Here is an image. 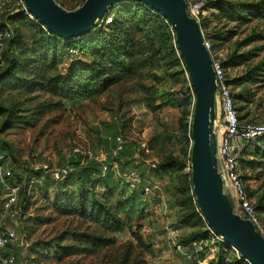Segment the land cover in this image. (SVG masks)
Segmentation results:
<instances>
[{"label": "rangeland", "instance_id": "obj_1", "mask_svg": "<svg viewBox=\"0 0 264 264\" xmlns=\"http://www.w3.org/2000/svg\"><path fill=\"white\" fill-rule=\"evenodd\" d=\"M57 1L66 9H72L80 2ZM208 1H214L216 4L219 0ZM9 9L10 5L0 7V24L5 23ZM100 23L101 21L97 22L92 35H97L100 29L106 32L107 28ZM11 26L9 25V29L13 27ZM205 33L211 42L215 34H222V40L215 41L218 44L216 49L219 60H228V56L234 51L237 54L249 52V61L230 69L227 74L231 78H240L247 74L249 69L259 74L258 81H251L247 85L251 103L247 104L246 120L264 122V21L252 20L238 25L235 22L219 20L217 11L213 9L210 11ZM253 33L261 37L249 45L236 48L237 43ZM26 45L29 47L30 43L27 42ZM159 56L132 80L117 83L90 100L65 101L60 108L45 110L43 113H40L41 105L52 101L49 96L41 93L26 95L9 88L0 91V106L4 109L15 106L18 109L17 114L24 116L19 127L0 130V141L6 145L7 153L12 156L9 157V166L11 165L22 178L23 183L19 187L25 185L26 177L31 175L33 170H40L43 165L50 169L70 167V175L65 183L45 178L39 184L36 179L28 177V192L25 197L19 196L16 218H7L4 222L10 227L16 224L18 231L22 233L27 264H130L133 260L142 264H207L216 259L218 252L228 259L232 256L238 257L239 254L223 243L207 226L204 229L208 232L209 240L196 242L200 243V246L195 252L192 245L191 248L184 246L185 252H193L192 258L177 252L175 248V241L178 243L193 230L182 227L178 220L187 210L175 203V198L179 196L173 188L175 178L169 174L164 179L151 177L148 164L152 160L160 161L171 155L185 163L186 167L182 172L187 174L190 142L182 140L178 131V108L160 104L159 99H156V110L151 109L149 104L153 98L163 93L177 96L185 76L177 74L176 68L170 69L163 55ZM84 61L85 58L80 52H69L65 55L60 70L64 72L71 64ZM2 70L3 68L0 72ZM218 114L220 111L217 109V116ZM1 120L2 118L0 122ZM110 132L117 133V136L133 143L145 142L148 148L140 157L135 155L133 163L122 165L118 175L99 179L95 190L93 189L99 196L102 192H111L110 204L125 221V230L120 234H107L115 239V243L108 248L91 255L57 260L48 246L62 234L81 231L102 233L96 225L77 216L54 214L51 204L62 191L72 192L78 189V174L81 169L79 166L85 163L78 161L79 166L68 165L72 149L80 146L107 152L103 138ZM167 134H171L170 140L167 139ZM257 147H264V143H252L250 152L246 153L244 159L251 160L252 151ZM137 165L139 166L136 167ZM134 167L142 174L147 184L153 187L158 185L160 190L154 188L150 191L151 194L144 197L142 195L140 199L141 186H131L130 181L122 175L135 170ZM242 176L243 188H246L247 195L252 194L251 203L254 205L256 197L264 193V171L260 168L245 169ZM258 216L260 233L264 236V214L259 213ZM137 237H140V242ZM70 242L71 239L67 238L64 243ZM219 243L223 245L220 247ZM11 251L20 252V247L17 246Z\"/></svg>", "mask_w": 264, "mask_h": 264}, {"label": "trees", "instance_id": "obj_2", "mask_svg": "<svg viewBox=\"0 0 264 264\" xmlns=\"http://www.w3.org/2000/svg\"><path fill=\"white\" fill-rule=\"evenodd\" d=\"M63 9L72 11L82 4L84 0H80L79 4L72 9L66 7L54 0ZM203 1L202 13L198 21L203 32L205 41L210 45V55L213 60H218L224 71L227 84L233 93V101L238 119L242 122L248 116L247 104L251 103L250 94L247 85L251 81H258L255 70H250L244 76L229 77L227 72L235 67L242 66L250 59L249 52L237 54L236 51L231 53L228 60H219L217 57L218 44L215 41L222 40V34H215L213 42L209 40L206 32L208 27L210 11L215 9L219 20L227 22H235L238 25L245 24L252 20L264 21V0H219L216 4L214 1ZM213 15V14H211ZM111 17V23L103 25L107 28L106 32L99 30L97 35H92L93 28L89 34L82 35L73 39H61L57 36L44 31L41 26L35 22L28 20L22 12L8 14L5 23L0 24V31L8 29L11 35L4 41V46L0 50V91L7 88L26 95L41 93L51 98V102L41 105V112L45 110L57 109L62 106L65 101L72 100H90L93 97L106 92L111 86L122 81H129L140 74L146 66L155 62L157 56L163 55L166 65L172 69L176 68V73L184 75V83L181 90L176 95L160 94L157 98H153L151 109L155 107L157 100L160 104L169 105L178 108L180 118L178 120V131L181 139L188 142V165L190 166V147H191V116L193 107L192 90L187 80V72L183 60L180 58L176 43L174 31L170 24L160 14L151 10L148 6L137 1L120 2L109 8L100 21ZM9 25H12L9 29ZM261 37L259 34H250L249 37L237 43L236 48L249 45ZM30 43L27 47L26 43ZM80 52L85 58L84 62L71 64L64 72L60 70L65 55L69 51ZM160 57V56H159ZM255 79V80H254ZM18 109L15 106L2 108L0 106V130L5 131L11 128L19 127L24 120V116L18 115ZM103 138L104 147L108 149L109 154L115 147V139L117 133L110 132ZM171 134H167V139H171ZM123 150L118 155L119 172L122 165L133 163L135 155L140 157L141 153H137V143L131 140L123 139ZM110 141V142H109ZM257 142L264 143V137L258 139ZM248 144L241 152L239 162V174L242 180V173L245 169L256 170L260 168L264 171V147H257L252 151V159L245 160V155L250 152ZM148 150V148H147ZM6 145L0 141V155L3 156L1 164L7 166L12 171V177L4 176V181L10 186L19 187L23 183L22 178L16 174L15 169L10 165L9 159L12 157L7 153ZM10 157V158H9ZM68 165H80L74 157L70 158ZM137 165L136 167H138ZM141 166V165H140ZM81 169L78 174L79 186L76 191H62L56 195L51 204V209L58 216H77L83 221H87L96 225L101 229V234L90 233L88 231L73 232L72 234H62L57 237L48 247L53 250V255L57 260L73 256L91 255L102 249L108 248L115 243V239L107 234H120L125 230V221L119 216L117 210L113 208L109 201L111 192H102L99 196L94 193L95 186L99 179L109 175H115L108 171L102 173L101 164L96 161H88L84 165L79 166ZM134 167L139 175V183L141 186L140 199L143 189L146 187L153 188L151 184H147L142 174ZM186 167L184 162L171 155H167L158 161L154 169L149 170L151 177L164 179L169 174L175 178L174 190L178 193L175 203L186 208L187 213L182 214L179 223L182 227L193 229L188 236L178 243L181 246L191 248L196 242L209 240L208 232L204 229L206 223L200 216L198 208L192 194V184L190 170L187 174H183ZM69 170L70 167L68 166ZM40 169L31 172L28 177L32 180L36 179L39 184L45 178L50 179V175ZM70 173V171H69ZM68 174L63 181L65 183L69 178ZM28 177L25 179V185L19 187V196L25 197L27 190ZM56 182V181H54ZM0 195L3 192V186L0 183ZM246 192V188H244ZM247 195V192H246ZM252 194H248L247 198L251 202ZM252 204V203H251ZM257 217L258 224L255 225L256 230L259 229V213L264 214V193L256 197V204H252ZM200 228L195 231L194 229ZM18 231V229H17ZM19 234H22L18 231ZM67 238L71 239L70 243L65 244ZM140 242V237H137ZM223 244L219 243L221 247ZM16 245H9L0 250L2 254L12 253L16 258V264H20L23 258L20 252H12ZM185 248V247H184ZM225 248H229L225 246ZM193 255V254H192ZM202 257L199 258L201 260ZM130 264H142L139 261H131ZM207 264H248L239 255L226 258L223 253L217 254L214 261Z\"/></svg>", "mask_w": 264, "mask_h": 264}, {"label": "water", "instance_id": "obj_3", "mask_svg": "<svg viewBox=\"0 0 264 264\" xmlns=\"http://www.w3.org/2000/svg\"><path fill=\"white\" fill-rule=\"evenodd\" d=\"M137 1L160 14L172 27L193 92L190 176L192 194L206 226L248 264H264V236L235 212L236 203L217 154V82L199 21L186 0H84L68 11L54 0H23L24 9L45 30L61 39L89 34L106 11L120 2Z\"/></svg>", "mask_w": 264, "mask_h": 264}, {"label": "built area", "instance_id": "obj_4", "mask_svg": "<svg viewBox=\"0 0 264 264\" xmlns=\"http://www.w3.org/2000/svg\"><path fill=\"white\" fill-rule=\"evenodd\" d=\"M186 3L188 14L198 20L200 14L202 13L203 1L198 0L191 2L190 0H186ZM8 5H10V15L22 12L28 20L37 22L35 18L24 9L23 0H0V7H6ZM110 19L111 18L105 19L101 21L100 24H110ZM40 26L44 31H46L42 25ZM10 35L11 32L8 29L0 31V50H2L4 41L8 39ZM205 47L210 53V45L206 41ZM69 52L72 53L73 51L71 50ZM212 61L218 92L216 96V120L218 125L217 154L225 170L227 183L233 193L236 203L235 212L242 217L249 219L254 225H257L258 221L256 214L241 183L238 159L242 150L248 144L264 137V122H242L238 119L233 101V93L230 86L227 84L226 75L219 64V61L213 59ZM217 109L220 111L218 116ZM123 143L124 140L120 136H117L115 139V147L109 154L104 152L103 149L94 151L93 149L76 146L71 151V157L76 158L82 164L88 161H96L101 164V171L103 174L111 171L118 175L120 172L119 161L117 158L123 150ZM144 151H147L146 143H137V153ZM2 160L3 156L0 155V183L3 186V192L0 195V214L2 215L0 217V250H3L9 245H16L20 247V255L23 258V261H21L20 264H27L24 252V241L21 234L17 231L16 224L10 227L6 226L4 223L7 218L11 220L15 219L17 216L16 208L18 205L19 187L10 186L5 183L4 176L12 177V171L7 166L1 164ZM157 163V160H152L149 164H147L148 167L154 169ZM42 169L50 175L53 181L56 182L62 181L66 178L70 171L68 166H63L58 169H50L43 165ZM122 175L130 181V185L133 187H135V184L137 185L139 183V175L135 170H130ZM154 188L160 190L158 185L153 188H144L142 194L143 197L151 194L150 191ZM198 246H200V243L192 244L193 252H195V249ZM175 248L177 252L184 254L186 257H193V252H185L184 247L176 241ZM0 264H16V258L12 253L2 254L0 252Z\"/></svg>", "mask_w": 264, "mask_h": 264}]
</instances>
